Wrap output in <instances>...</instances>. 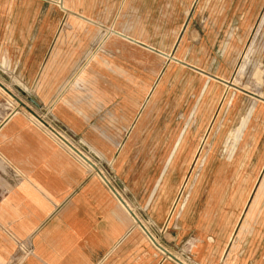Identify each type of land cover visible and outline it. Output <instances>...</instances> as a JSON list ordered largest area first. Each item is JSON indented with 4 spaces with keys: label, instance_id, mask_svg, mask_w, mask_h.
Instances as JSON below:
<instances>
[{
    "label": "rangeland",
    "instance_id": "1",
    "mask_svg": "<svg viewBox=\"0 0 264 264\" xmlns=\"http://www.w3.org/2000/svg\"><path fill=\"white\" fill-rule=\"evenodd\" d=\"M28 4L56 26L35 66L0 59V126L28 114L94 173L130 260L264 264V0H0V18Z\"/></svg>",
    "mask_w": 264,
    "mask_h": 264
},
{
    "label": "crops",
    "instance_id": "2",
    "mask_svg": "<svg viewBox=\"0 0 264 264\" xmlns=\"http://www.w3.org/2000/svg\"><path fill=\"white\" fill-rule=\"evenodd\" d=\"M17 13L14 6L0 18V59L19 49L28 69L37 64L34 51L47 47L56 25L48 18L43 24L27 22ZM69 100L63 99L62 109L69 123L80 127V112L69 108L75 102ZM178 151L187 147L176 143L173 158ZM0 156L13 175L0 193V264H14L17 239H30L34 250L20 264H144L142 256L130 260L127 213L94 173L28 114L16 112L2 123Z\"/></svg>",
    "mask_w": 264,
    "mask_h": 264
},
{
    "label": "built area",
    "instance_id": "3",
    "mask_svg": "<svg viewBox=\"0 0 264 264\" xmlns=\"http://www.w3.org/2000/svg\"><path fill=\"white\" fill-rule=\"evenodd\" d=\"M30 243L31 241L29 239V241L26 242L23 241V244L19 246V252H21L22 255H20V257L17 254L15 255L14 264H18V262L20 263L23 262L26 259V257H28L32 253V245Z\"/></svg>",
    "mask_w": 264,
    "mask_h": 264
},
{
    "label": "bare ground",
    "instance_id": "4",
    "mask_svg": "<svg viewBox=\"0 0 264 264\" xmlns=\"http://www.w3.org/2000/svg\"><path fill=\"white\" fill-rule=\"evenodd\" d=\"M31 9H32V5L28 4V7L22 11L20 17H22L23 19H25V21L30 22V17H31ZM262 198V197H261ZM233 197L232 196H228L225 200V203L231 204L233 202ZM263 200V199H262ZM262 202V201H261ZM258 209V208H257ZM221 214H224L223 212H220Z\"/></svg>",
    "mask_w": 264,
    "mask_h": 264
}]
</instances>
